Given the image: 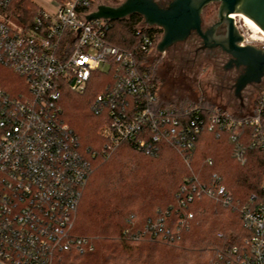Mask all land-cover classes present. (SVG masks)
I'll list each match as a JSON object with an SVG mask.
<instances>
[{
	"label": "built area",
	"instance_id": "built-area-1",
	"mask_svg": "<svg viewBox=\"0 0 264 264\" xmlns=\"http://www.w3.org/2000/svg\"><path fill=\"white\" fill-rule=\"evenodd\" d=\"M49 1L53 10L36 5L33 17L23 21L14 13L18 0H0V64L21 79L16 93L0 86V264H55L73 248L93 249L74 229L97 153L84 150L75 129L62 120L66 87L83 94L94 77L115 73L116 83L91 105L96 114L110 113L111 123L100 131L108 142L105 157L121 143L156 157L161 142L168 141L187 160L206 127L231 132L236 141L239 128L252 126L253 145L264 151V79L255 105H245L239 114L216 109L205 115L200 106L179 114L174 105L162 107L152 71L138 56V51L158 52L159 42L143 31L151 26H136L139 50H128L107 40L112 20H87L111 0ZM241 33L243 45L264 48V34ZM186 183L179 194L183 203L202 196L224 206L233 203L232 193L218 181L207 185L190 178ZM241 216L253 230L242 264H264V200L243 207Z\"/></svg>",
	"mask_w": 264,
	"mask_h": 264
},
{
	"label": "trees",
	"instance_id": "trees-1",
	"mask_svg": "<svg viewBox=\"0 0 264 264\" xmlns=\"http://www.w3.org/2000/svg\"><path fill=\"white\" fill-rule=\"evenodd\" d=\"M18 1L14 13L19 19L29 21L37 12L36 5L32 0ZM156 1L165 5L170 0ZM110 3L118 5L120 2L111 0ZM139 24H144V19L138 14L112 20L106 38L114 45L138 51L140 38L136 34V26ZM143 31L157 42L163 34V30L156 26L146 27ZM138 56L140 60H146L150 55L138 51ZM153 77L158 89L159 78L155 74ZM20 81L11 69L0 64L1 87L11 94L16 93ZM115 83V73L111 71L105 79L94 77L85 93L78 94L66 87L61 97L62 120L75 129L84 150L97 153L92 160L91 176L96 164L105 161L102 151L108 142L100 135V130L111 123L109 112L96 114L91 105L98 94ZM159 99L162 107L171 105L162 99L160 93ZM190 106L202 107L205 115L216 109L224 111L220 107L196 103L175 106V109L181 114ZM80 118H84V122ZM235 133L237 140L233 141L231 132L204 128L187 159L190 167L185 162V155L171 142L162 141L156 157L121 143L112 155L127 149L152 161L173 156L175 163L181 161L184 174L175 183L168 198L156 203L152 199L161 196L162 190L158 189L162 185L160 182L155 178L153 182H146L149 185L146 188L148 194L142 195L143 189L137 177L140 170L132 168V182L124 170L118 171L112 188L92 195L87 207L80 210L90 176L79 205L74 234L88 240L87 245H92L93 249L82 252L79 247L73 248L55 264H242L244 255L251 250L247 240L253 235V230L244 225L241 210L246 205L255 206L264 200V151L253 145L255 133L252 126L239 128ZM238 152L243 159L239 158ZM226 159L231 162V168L227 167ZM123 167L127 169L128 163ZM190 178H196L201 184L212 185L218 181L225 185L232 193V205L224 206L208 196L183 203L179 194ZM253 195L256 198L252 200ZM148 196L151 201L145 206H132V203ZM190 213L193 219L188 218ZM181 220L184 224L180 223Z\"/></svg>",
	"mask_w": 264,
	"mask_h": 264
},
{
	"label": "rangeland",
	"instance_id": "rangeland-1",
	"mask_svg": "<svg viewBox=\"0 0 264 264\" xmlns=\"http://www.w3.org/2000/svg\"><path fill=\"white\" fill-rule=\"evenodd\" d=\"M123 1L124 0H119L120 3ZM32 2L38 7L46 10H53L54 8L53 3L49 0H32ZM218 9L219 2L207 6L203 14L204 27L209 26L212 21L217 19ZM235 22L239 30L244 33L247 32L251 34L255 31L246 24L242 16L237 17ZM186 51L185 44H179L177 49L168 50L164 53L156 52L148 56L146 60L144 58L142 60L143 65L159 78L158 92L162 99L174 106L181 107L185 104L189 105L196 103L208 107H220L229 112L239 114L241 111L240 102L234 96L233 90L228 87L227 82L222 81V68L204 54L200 55L196 62H193L192 59H188ZM193 57L194 55H191V58ZM107 69L108 68L104 65L101 66L102 71H107ZM244 96V104L247 108L255 105L257 92L247 89L244 90ZM80 119L84 122V118ZM111 155L108 157L104 156L105 161H100L96 164L95 170L89 180V186H87L80 210L81 208L84 209L87 207V203L92 195L112 188L111 184L118 171L124 170L129 176V181L132 182V168L139 169L140 173H137V177L139 186L143 189L142 195L148 194L146 188L149 187V185L147 186L146 182H153V178H155L157 182H160L162 185H160L158 189L162 190L161 196L159 195L155 200L152 199L156 203L168 198L175 183L180 179L181 175L184 174L181 161L180 163H175L172 161L173 156L152 161L145 157H140V155L132 153L127 149H123L119 153L112 155V157ZM185 162L187 166L190 167L186 159ZM227 162V167L231 168V162L229 160H227ZM125 163H128L127 169L123 167ZM153 196L155 195L153 194ZM148 201H151L149 196L142 200H137L132 203V206H145Z\"/></svg>",
	"mask_w": 264,
	"mask_h": 264
},
{
	"label": "water",
	"instance_id": "water-1",
	"mask_svg": "<svg viewBox=\"0 0 264 264\" xmlns=\"http://www.w3.org/2000/svg\"><path fill=\"white\" fill-rule=\"evenodd\" d=\"M218 2L216 22L204 27V9ZM133 14L142 16L146 25L163 30L162 38L157 44L160 53L197 35L202 41L200 49L220 48L228 54L230 60L224 68L240 69L233 88L241 108L245 106L243 91L248 85L261 83L262 89L264 48L242 44L244 36L232 14L247 16L264 32V0H170L165 5L156 0H124L118 5L99 4L97 10L86 17L89 21L121 20ZM221 26L226 30L223 34L218 33Z\"/></svg>",
	"mask_w": 264,
	"mask_h": 264
},
{
	"label": "flooded vegetation",
	"instance_id": "flooded-vegetation-1",
	"mask_svg": "<svg viewBox=\"0 0 264 264\" xmlns=\"http://www.w3.org/2000/svg\"><path fill=\"white\" fill-rule=\"evenodd\" d=\"M217 20V19H216ZM216 20L212 21V24L216 22ZM209 25V26H210ZM225 27L221 26L218 29L219 34H223L225 32ZM179 44H185V49L187 50V56L188 59L193 62H196L198 57L202 54L206 55L210 60H212L215 64L219 65L222 68L223 74H222V81H226L228 84V87L233 90L234 88L233 85L235 83V79L238 75H240V69L237 68H232L229 70H226L224 66L226 63L230 60V56L223 52L220 48H214V49H200L202 45L201 39L197 35H192L190 38H188L185 42H181ZM175 45L171 47L169 50L177 49L178 45ZM191 55H194L193 58H191ZM261 84V83H260ZM260 84H251L248 85L245 90L250 89L252 91L257 92L260 89ZM235 96V95H234ZM243 96H244V91H243ZM237 98V97H236ZM238 99V98H237ZM245 99V96H244ZM239 100V99H238ZM240 102V100H239Z\"/></svg>",
	"mask_w": 264,
	"mask_h": 264
},
{
	"label": "bare ground",
	"instance_id": "bare-ground-1",
	"mask_svg": "<svg viewBox=\"0 0 264 264\" xmlns=\"http://www.w3.org/2000/svg\"><path fill=\"white\" fill-rule=\"evenodd\" d=\"M232 16L234 17V19H237V17L242 16V18H244L246 24L249 27L253 28L255 31H258L259 33L264 34V32L261 31V29L252 20H250L247 16H244L241 14H232Z\"/></svg>",
	"mask_w": 264,
	"mask_h": 264
}]
</instances>
